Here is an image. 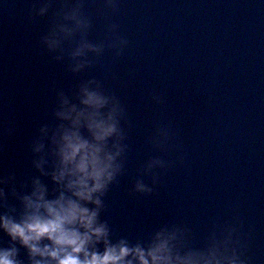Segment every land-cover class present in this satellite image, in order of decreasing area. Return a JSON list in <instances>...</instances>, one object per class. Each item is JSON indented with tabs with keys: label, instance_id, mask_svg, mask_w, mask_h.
Returning <instances> with one entry per match:
<instances>
[{
	"label": "water",
	"instance_id": "95a60500",
	"mask_svg": "<svg viewBox=\"0 0 264 264\" xmlns=\"http://www.w3.org/2000/svg\"><path fill=\"white\" fill-rule=\"evenodd\" d=\"M61 2L40 17V0H0V173L18 183L36 174L30 144L52 122L56 92L94 78L124 108L128 145L102 219L131 238L182 226L199 248L239 218L247 264H264V3L119 0L117 13L100 15L102 0H84L87 38L105 51L74 74L41 44ZM113 23L128 42L119 56L107 47ZM161 126L166 150L151 143ZM153 157L170 163L154 185L142 174ZM137 178L153 192L133 193Z\"/></svg>",
	"mask_w": 264,
	"mask_h": 264
},
{
	"label": "clouds",
	"instance_id": "9594fccd",
	"mask_svg": "<svg viewBox=\"0 0 264 264\" xmlns=\"http://www.w3.org/2000/svg\"><path fill=\"white\" fill-rule=\"evenodd\" d=\"M53 2L40 0L36 15H47ZM83 8L84 0H62L41 38L56 61L67 58L74 74L105 51V43L87 38L92 24ZM118 8L119 0H102L99 14H115ZM117 31L118 25L108 26L107 47L119 56L128 42ZM124 118L120 101L94 78L80 82L71 94L56 92L52 122L41 125L30 144L36 174L18 183L15 174L0 173V264H247L239 218L219 230L214 226L199 248L189 245L182 226L165 224L145 238H131L117 235L102 219L105 198L124 173ZM170 138L169 129L161 126L151 143L166 150ZM168 166L153 157L142 174L151 176L154 185L155 170ZM132 192L151 194L153 188L137 178ZM9 196L17 203L10 204Z\"/></svg>",
	"mask_w": 264,
	"mask_h": 264
}]
</instances>
